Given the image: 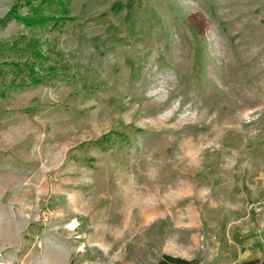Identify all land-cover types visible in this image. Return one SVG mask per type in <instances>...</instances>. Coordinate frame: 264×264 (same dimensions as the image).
I'll use <instances>...</instances> for the list:
<instances>
[{"label":"rangeland","instance_id":"374dc122","mask_svg":"<svg viewBox=\"0 0 264 264\" xmlns=\"http://www.w3.org/2000/svg\"><path fill=\"white\" fill-rule=\"evenodd\" d=\"M42 1L0 0V264H264V0Z\"/></svg>","mask_w":264,"mask_h":264},{"label":"trees","instance_id":"16d2710c","mask_svg":"<svg viewBox=\"0 0 264 264\" xmlns=\"http://www.w3.org/2000/svg\"><path fill=\"white\" fill-rule=\"evenodd\" d=\"M53 0H43L42 2H52ZM34 18H29V20L27 21L28 22V25L30 26H36V22H34L36 19H35V16H33ZM38 23H40V25H43V23H41V21H37ZM158 264H197L196 262L194 261H188L186 259H183V258H180V257H174L172 255H168V254H165L161 259L160 261L158 262ZM247 264H259L257 263L256 261H253V262H249Z\"/></svg>","mask_w":264,"mask_h":264}]
</instances>
